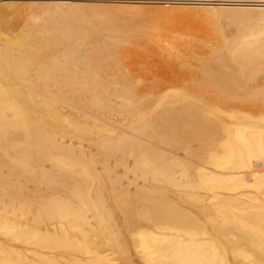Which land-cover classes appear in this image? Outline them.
<instances>
[{
	"label": "bare ground",
	"instance_id": "6f19581e",
	"mask_svg": "<svg viewBox=\"0 0 264 264\" xmlns=\"http://www.w3.org/2000/svg\"><path fill=\"white\" fill-rule=\"evenodd\" d=\"M53 3L0 38V264H264V4H206L216 40L180 39L155 106L120 58L157 20Z\"/></svg>",
	"mask_w": 264,
	"mask_h": 264
},
{
	"label": "rangeland",
	"instance_id": "374dc122",
	"mask_svg": "<svg viewBox=\"0 0 264 264\" xmlns=\"http://www.w3.org/2000/svg\"><path fill=\"white\" fill-rule=\"evenodd\" d=\"M51 1L54 2L53 4H55V5L61 4L60 5L61 7H62V5L64 6V4L65 5L66 4L71 5V4H77L78 3V5H79V3H81V5L83 4L82 6L87 5V7H97L99 9L101 8V10L106 7L105 9H107V10H112L115 12L118 10L117 12L121 11L124 14H128V15L137 13L136 16L139 15V17H140L142 15L143 16L146 15L150 18L157 20V22H155V23L154 22L145 23L144 21H142L141 24H143V25H139V30H137V31H143L141 34L142 36L140 38V35L137 34V35H135V37H137V38H135V40H134V41L137 40L140 43H137L134 46L131 45L127 49V51L125 53H123V55H121L122 59L120 58V68H121L122 72L127 74V75H130V77L133 79L135 87L137 85L138 93H140L141 95L146 94L147 96H149V97L151 96L152 98L157 97V99H159V101L155 104V106L157 104H159L160 97L163 98V96H166L169 93H173L175 91L180 90L182 83H184L183 82L184 76H185L184 81H187V79H189V77H187L185 74H183V71L185 73L188 71L184 70L182 68H179V66L177 64H175V63H180L183 59L182 54H180L181 49H180L179 44H178V42L181 41L180 39H182L183 41H186V42H191L193 48L199 52H203V50H204V47L201 46L202 44H206V43L208 44V43L215 42L216 39H215V31H214V27H213L214 24H211L210 13L208 15L206 14L207 18L204 14L206 11H204V12L202 11L201 12L202 14L200 13L201 9L206 10V7H209V6H205L206 4L207 5H208V3H210V4L216 3L217 4L220 2H222V3L231 2L229 4H235V3H239V2L243 3V4H246V3L247 4H250V3L251 4H255V3L264 4V2H261L264 0H255V1L254 0H248V1L244 0L246 2H244L243 0H234L235 2L233 0H229V2H228V0L227 1H224V0H210V1H208V0H196V1L195 0H189L188 1L187 0L188 2L186 0H136V1L135 0H0V13H1L0 14V20L2 21L1 23H3V24H0V34H1L0 38L3 39L5 34L10 33L9 35H11L12 32H13L12 35L14 34L13 36H18L20 33H22V28L19 26V25H21V24H19V22L22 20L21 17L25 16L26 18H28L29 15L26 16V14L29 12L31 5H35V3L36 4L40 3L39 5L37 4L34 6V7H36V10L32 6L34 9V12H35V13L33 12L32 18H36L39 16L42 17V15H43L42 11L45 9V7L50 6V5H48L49 3L52 4ZM189 2H191L192 4L191 3L189 4ZM204 2H205V4H204ZM31 3H33V4H31ZM43 3L46 4L45 7L42 6ZM180 3H188L189 5L183 4V6H182ZM193 3H195V4H193ZM201 3H202V5H201ZM7 4H9L10 6ZM14 4L17 5L18 7L15 6ZM13 5H14V7H13ZM25 5H28V6L30 5V6H29V8L26 6V8H28V9H26L25 7H23ZM197 6H200V9ZM4 7H6V8H4ZM21 7H22V9H20ZM32 7H31V9H32ZM108 7H109V9H108ZM133 7L135 9H133ZM183 7L186 9H183ZM188 7H190L191 9H189ZM38 8L41 9L42 13H40V10ZM15 9L17 11L16 13H15ZM178 9H180V11ZM196 9H197V11H196ZM32 10H30L31 11L30 13H32ZM158 10H160V13L158 12L159 14L157 15ZM168 10H170V13L168 12ZM171 10H174V11H171ZM183 10H185V11H183ZM13 11H14V13H13ZM165 11H166V13H165ZM161 12H163V13H161ZM10 14H12V15H10ZM34 14H36L37 16L36 15L34 16ZM9 15H10V17H9ZM4 16H6V17H4ZM30 16H31V14H30ZM157 16H158V19H157ZM159 16H161V17H159ZM37 19L39 20V18H36V20ZM207 19H209V21ZM10 22H11V24H10ZM16 24H18V26ZM2 25H4V26L2 27ZM13 26H15V28ZM234 27L239 28V25H226V26L224 25L223 26L225 31L227 29L228 32H230V31L235 32V30L237 28L234 29ZM3 28H4V30H3ZM6 28H8V29H6ZM11 28H14L15 30L11 29ZM16 29L18 30V32ZM5 30H7V31H5ZM146 30H149V31H146ZM145 32H146V35H145ZM125 33H128V32H124L123 34L125 35ZM130 33L131 32H129V34ZM118 34H120V33H118ZM126 35L128 36V34H126ZM138 35H139V38H138ZM145 39H146V41H145ZM152 40H153V42H152ZM167 65H169V67ZM70 66H72V65H70ZM173 75H175V76H173ZM261 75L264 76V74H261ZM102 86H103V88H106L105 87L106 85H102ZM169 87H170V89H168ZM173 88H175V89H173ZM98 89H95V91H99V92L101 91L103 93L101 87H100V90H98ZM103 90H106L107 92L109 91L108 88L103 89ZM113 90L114 89H112V92H113ZM162 91H163V94H161ZM147 93H149L151 95H149ZM154 95H155V97H154ZM159 95H161V96H159ZM58 100H59V98L57 99V101ZM60 100L57 102V104H59V105L62 102V100L61 101ZM47 101H51V100L47 99ZM66 102L70 103L72 108L70 107V104L69 105L64 104V106H66V108H67V112L63 110V112H62L63 116H68L72 112L76 113V111L81 109V107L79 105L75 104L74 101H70V102L66 101ZM155 106H153V107H155ZM74 107H75V109H74ZM85 110L86 111L89 110V113L92 112V111H90V109H87L86 107H82V109L79 111L82 112ZM249 112L253 113L254 111H249ZM114 114H115L114 118H116L117 120H122V119L127 117V115H121L118 112H114ZM92 120H93V118L90 117L89 122H93ZM91 124L89 125V130L93 129L92 131H96L93 124L92 125ZM84 140L87 141V139H84ZM85 141L83 142V144L85 146H88V141H87V143H85ZM189 142H192V140H190V141L188 140L187 145L191 144ZM160 145L162 146V143ZM164 145H166V144H163L162 147H165ZM197 145H198L197 142L195 144L192 142V145H190L189 147L195 148ZM179 154L183 157V151L182 150L179 151ZM46 166H48V163L46 164ZM53 170H54L53 173L57 175L56 177H54L53 180L60 181V179H66V177H65L67 174L66 170H64L66 174L64 172H60L61 170L57 169V168L56 169L53 168ZM57 171H58V173H57ZM60 174H62V175H60ZM56 178H58V179H56ZM102 178H104L106 180V176H103ZM53 182H55V181H53ZM51 184H49V185L52 186V188H55L54 190L58 191V188H60V187H56L55 186L56 183L54 184L51 182ZM53 184H54V186H53ZM155 185L157 186L159 184H155ZM57 186H59V185L57 184ZM168 187L174 189L172 186H168ZM130 190H131L130 193L134 194V193H132V192H134V188H131ZM61 192H63V191H61ZM111 192H110L111 197L113 195L114 196L116 195L115 192L114 193H113V191H111ZM130 193L127 195H125L126 193H123L124 196L120 195V198H123L122 200H124L125 196L130 195L129 198H126L124 201L131 203V201H133V197H131ZM193 193H198V192L194 191ZM121 196H123V197H121ZM3 197L5 200L6 197L5 196H3ZM134 203H135V205L138 204V202H135V201H134ZM134 203L132 202L131 205ZM115 211L120 216V218L122 219L123 218V216H122L123 214L121 215L122 210L120 211L119 209H115ZM129 211H131V210H128V212Z\"/></svg>",
	"mask_w": 264,
	"mask_h": 264
}]
</instances>
